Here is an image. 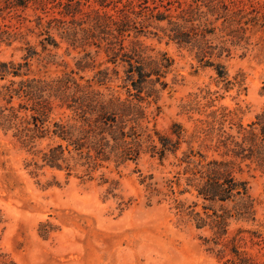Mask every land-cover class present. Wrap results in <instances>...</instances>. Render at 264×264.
<instances>
[{
    "label": "trees",
    "instance_id": "trees-1",
    "mask_svg": "<svg viewBox=\"0 0 264 264\" xmlns=\"http://www.w3.org/2000/svg\"><path fill=\"white\" fill-rule=\"evenodd\" d=\"M243 5L242 0H0V48L19 43L26 52L23 63L0 62V81L6 82L0 85L5 104L0 127L13 132L32 156L27 165L32 175L51 169L68 179H99L110 185L109 193L118 186L107 178L111 166L137 164L143 155L160 164L174 157L178 171L164 186L153 175H141L147 205L173 199L179 216L211 232L205 243L218 264H264V256L246 250L248 244L262 247V233L233 228L258 223L251 180L264 181V109L244 126L235 122L234 111L216 106L220 91L206 88L183 107L195 122L191 133L179 122L167 132L158 130L151 124L162 113L163 95L178 84L176 77L168 81L175 61L142 40H165L194 52L227 93L242 83L230 79L224 62L248 48L253 29L264 28V14L252 3L250 11ZM29 37L37 39L41 53ZM62 43L66 52H78L76 70L30 76L36 57L44 67L57 63L52 52ZM101 55L106 59L99 63ZM86 72L94 74L86 78ZM194 114L204 118L194 120ZM183 144L187 149L179 157ZM187 195L195 201L175 199ZM0 264L16 263L0 249Z\"/></svg>",
    "mask_w": 264,
    "mask_h": 264
},
{
    "label": "rangeland",
    "instance_id": "rangeland-1",
    "mask_svg": "<svg viewBox=\"0 0 264 264\" xmlns=\"http://www.w3.org/2000/svg\"><path fill=\"white\" fill-rule=\"evenodd\" d=\"M242 1L246 11L251 10L252 3L259 16L264 14V0ZM249 36L248 48L237 49L224 62L230 79L237 77L242 83L241 88L227 93L220 90L223 85L216 86L215 72L202 68L194 52L165 40L142 38L154 53L166 52L174 59V72L168 81L172 82L174 77L178 80L171 93H164L160 102L162 113L151 126L155 124L158 130L167 132L173 122H179L191 133L195 122L183 113V107L206 88L220 91L223 99L216 106L234 111L235 122L244 126L251 123L264 109V28L253 29ZM28 40L41 53L37 39ZM22 46L25 45L2 46L0 62L23 63L26 52L18 49ZM66 48L62 43L59 50L52 52L57 55L56 64L44 67L38 57L33 59L30 76L55 77L76 70L75 58L79 54L72 49L68 53ZM105 59L101 55L98 62ZM93 74L82 75L90 78ZM4 84L0 81L1 86ZM55 114L53 118L58 112ZM193 117L204 118L198 114ZM194 147L198 149V144ZM186 149L183 144L178 156ZM31 160L13 132L0 127V249L16 264H218L205 243L211 232L197 230L193 223L179 216L173 199L147 205L141 175H153L154 181L164 186L178 171L173 166L174 157L160 164L143 155L137 164L129 163L119 169L111 166L105 172L110 182L118 183L113 193H109L110 185L101 184L99 179H68L66 173L51 169L34 176L27 167ZM251 182V194L258 201V223H240L233 228L258 230L264 237V181L258 177ZM175 199L188 204L195 201L190 195ZM261 248L248 244L246 250L262 257L264 244Z\"/></svg>",
    "mask_w": 264,
    "mask_h": 264
}]
</instances>
